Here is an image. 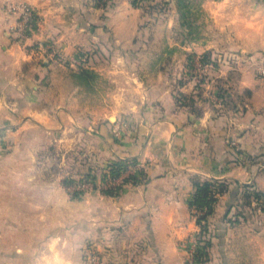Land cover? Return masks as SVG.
I'll use <instances>...</instances> for the list:
<instances>
[{
    "label": "crops",
    "instance_id": "0c3cea01",
    "mask_svg": "<svg viewBox=\"0 0 264 264\" xmlns=\"http://www.w3.org/2000/svg\"><path fill=\"white\" fill-rule=\"evenodd\" d=\"M9 2L34 9L31 39L52 49L14 40ZM224 4L201 6L216 26L235 28L230 48L263 56L264 5L240 4L226 17ZM168 6L175 18L155 16L153 28L182 26L173 1ZM143 13L132 0H0V264H88L87 252L97 264H193L186 249L198 225L188 201L198 177L227 184L200 264H264V74L226 64L209 103L178 106L174 85L150 77L178 44L167 32L159 36L165 49L150 56L157 37L143 34ZM142 40L147 51L137 50ZM53 49L84 61L68 65ZM178 88L192 90L189 82ZM122 156L136 157L146 178L118 195L90 190L74 199L62 187L80 174L102 179ZM62 157L71 167L61 168ZM78 158L82 165L71 161Z\"/></svg>",
    "mask_w": 264,
    "mask_h": 264
},
{
    "label": "rangeland",
    "instance_id": "374dc122",
    "mask_svg": "<svg viewBox=\"0 0 264 264\" xmlns=\"http://www.w3.org/2000/svg\"><path fill=\"white\" fill-rule=\"evenodd\" d=\"M172 1L175 4V7L177 8L176 6L177 0H134L133 5L139 7L144 12L143 13L144 20L142 21V26L144 27L143 34L145 35L156 34L157 37V41L155 42L156 47L150 48V52H148L150 56L154 54L153 50H155V52L158 53V52H162L165 49L164 44L166 43L162 41V38H159V36L165 37L167 32L172 34V36L174 37L173 41H176L178 44V46H176V49L171 53L170 56L165 55L164 59H162L161 62L163 69L161 70V73H157L156 75H150L151 79H154L153 81H158V83H162V81H164L166 77L167 80H169L167 83L168 84L172 83L174 85V88L172 89L171 92L174 99L181 96L180 93H182L180 92L178 86L189 82L191 83L192 90L187 95L190 96L192 95L195 99V103L200 99L202 102L205 101L208 102L207 97H210V99L213 97V92L211 88L215 86L216 83H218L217 81L218 76H216L217 73L219 72L218 69L222 68L226 64L230 66L232 65L233 67L234 66L243 67V65H250L251 67H253L254 71L260 73L261 75L264 74V55L257 56L256 54L250 52L240 53L239 50L238 52L236 51V49L238 48L236 47L230 48L227 42L228 36L234 35L233 34L234 31L232 30H234L235 28H229L228 26H226V24L225 27L220 25L216 26V21L213 19L214 16L209 14V12L203 9L201 6V4L204 3L206 0H188V3L191 5L190 12L188 11L187 13L184 14L185 20L189 22V25L187 27L185 25H182L181 27L172 26L169 31H166L164 28L158 26H156L157 28L156 27L153 28L152 20L153 18H155V16H161L164 12H168L170 16L169 19H171L172 15L176 14L177 12L176 10L175 12H170V10H168V8L169 9L171 8L170 6H168V2L171 3ZM207 1L210 2L215 1V3L218 2V0H207ZM222 1L226 2V4H224V9H221V12L225 13L226 17L227 16L229 17L230 14H233V11L232 12L229 11L230 8L234 10L233 8H235L238 5L240 6V4L246 5L247 10L249 11H250L249 6L251 3L257 2L259 4L264 5V0H222ZM9 3H16V2H9ZM6 5L4 4V7ZM241 10H246V8L241 7ZM11 14L12 13H9L8 15L14 18V16H12ZM178 17L180 18L179 12H178ZM34 30L35 29H33V32ZM238 30L243 32L241 29ZM189 37L195 38V39L190 38L192 41L195 40L194 43H192L189 39H186ZM35 42L37 41L36 40L34 41L33 39L30 38V40L26 42V46L24 47H27L28 45H33ZM38 42H42V41H38ZM198 44L200 45L212 44V47L205 48V50L200 51V49L204 48V46L199 47ZM147 45L148 42L146 40H142L137 43L138 46L137 50L147 51V47H148ZM221 48L225 49L226 52L230 51V49H233L235 54L233 53L224 54L220 52ZM52 53L55 54L53 56L55 59L58 58L68 65H74L76 67H79V65L70 62L68 60L69 57L65 59V57H63L57 50L53 49ZM33 55L36 56L35 58L36 60L39 58V56L37 57L38 55L37 52H34ZM183 56L184 59H182ZM147 59L148 57L146 56V58L142 61V65H147V61H148ZM82 63L80 65H82ZM142 67L143 69H147L146 66H142ZM147 77L148 75H146V78ZM215 93L216 91H214V94ZM119 131H120L119 126L115 130H113L114 134L116 133L117 136L119 135ZM80 159L81 158H78L77 160L71 159V161L75 165H82L83 161H81ZM136 164L137 166L138 165L141 166V163L137 162ZM68 167H71L70 161L67 160L65 157H62L61 168L64 169ZM135 171H133V173ZM80 177L81 174L77 175V177L74 178V181L71 184H64V183L62 184V187L63 188L66 187L68 191L71 192V194L74 193V191H78L80 193L79 196H75V197L73 196L72 198L74 199L75 198L80 199L87 191L90 190L102 191L103 189L110 188L112 186L108 181L109 178L101 179V177L94 178V176L93 177L90 176L89 179L85 181H80L79 180ZM190 212L192 214V217L194 218L192 208L190 209ZM194 238H196V234H193L192 238L191 239L189 238L188 242L191 243V241L194 240ZM83 251L85 252V250ZM87 253L86 256L84 255V261L87 260L88 264L90 263V261L92 263L99 261V256L94 257L93 254L90 253L91 256H93L91 258L90 255ZM189 253L190 252L187 245L186 254ZM186 260H188V256L186 257Z\"/></svg>",
    "mask_w": 264,
    "mask_h": 264
},
{
    "label": "trees",
    "instance_id": "16d2710c",
    "mask_svg": "<svg viewBox=\"0 0 264 264\" xmlns=\"http://www.w3.org/2000/svg\"><path fill=\"white\" fill-rule=\"evenodd\" d=\"M134 3V0H132ZM188 0H177L176 6L177 10L180 14L181 24L186 27L189 25V22L185 20L184 14L188 11L190 12V4ZM197 7V6H196ZM181 96L175 99L176 103L180 107H190L192 109H197L195 105V99L190 95L180 93ZM137 163L136 157L124 156V157H116L113 160H110L105 168L104 173L102 174V178L114 179L118 177L122 172L127 170L129 167L135 165ZM93 177L89 173H85L81 175L80 181H85L89 179V177ZM146 178V174L142 167L138 168L134 173H130L125 176L121 183L114 184L110 188L103 189L101 192L107 195L116 196L122 190V188L130 183L137 184ZM74 179L67 178L64 180V184H71ZM225 180H218L215 178H196L193 181V192L188 201L189 208H197L201 210V213L196 217L195 221L198 225V231L196 233V248L192 255L193 264L203 263L208 257V248L210 247L211 237L213 235L211 228L210 216L214 209V204L218 198V195L227 190V184ZM252 193L256 196H260V192L252 191ZM78 191H74L72 193V197L79 196ZM250 195L251 191H246L244 195ZM248 195L246 197H248ZM264 208V207H263Z\"/></svg>",
    "mask_w": 264,
    "mask_h": 264
},
{
    "label": "built area",
    "instance_id": "2783aa9c",
    "mask_svg": "<svg viewBox=\"0 0 264 264\" xmlns=\"http://www.w3.org/2000/svg\"><path fill=\"white\" fill-rule=\"evenodd\" d=\"M6 10L8 14L12 13L11 15L14 16V25L11 27L12 28L11 33L13 35L14 40L18 42L20 45L26 46V42L30 40L33 29L35 28L36 25V20H37L36 12L29 4L24 2L7 3ZM37 42H35L33 45H28V46H30V48L34 51L41 50L42 48L52 49V44L50 42L47 41L38 42V43ZM68 60L77 65H80L84 61L82 57L77 55L70 56ZM0 147H2L1 139H0ZM139 167L140 166L139 165L137 166V164L133 165L124 172H122L118 177L108 180L110 185H114V184L116 185L118 183H121L125 176H127L130 173H133V171H135ZM192 210L194 214L193 215L194 219H196V217L201 213V210L197 208H192ZM188 248L190 252L188 254V261L191 262L193 252L196 248V238H194V240H192L191 243L188 244ZM95 263L97 264L98 262H94V264Z\"/></svg>",
    "mask_w": 264,
    "mask_h": 264
}]
</instances>
